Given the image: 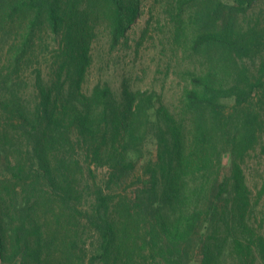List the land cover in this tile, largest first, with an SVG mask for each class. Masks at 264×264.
<instances>
[{"label": "trees", "instance_id": "obj_1", "mask_svg": "<svg viewBox=\"0 0 264 264\" xmlns=\"http://www.w3.org/2000/svg\"><path fill=\"white\" fill-rule=\"evenodd\" d=\"M258 1L166 0L183 54L171 104L128 78L88 83L101 29L128 42L143 0H0V264L264 260L248 224L264 181L254 197L244 168L264 154ZM47 37L49 71L24 88Z\"/></svg>", "mask_w": 264, "mask_h": 264}, {"label": "rangeland", "instance_id": "obj_2", "mask_svg": "<svg viewBox=\"0 0 264 264\" xmlns=\"http://www.w3.org/2000/svg\"><path fill=\"white\" fill-rule=\"evenodd\" d=\"M166 6V0H143L141 14L128 33V42L115 49L110 46L105 28L101 29L95 45V61L88 79L89 86L106 80L118 88L122 79L128 78L136 88L157 90L163 93L171 104L178 101L181 82L175 70L182 61L183 54L173 45L172 24L165 12ZM248 14L256 19H264V0H259ZM45 40L43 45L37 48L33 61L20 71L24 88L32 87L37 68H42L45 74L49 71L50 59L56 45L50 37ZM259 63L260 61L257 62ZM244 168L248 185L256 197L264 181V154L260 148L250 153ZM93 173V179L98 183L106 176L107 171L94 168ZM248 224L257 234L264 237V200L248 220ZM255 257V264H264L258 252ZM226 264H240L237 254L233 252L227 256Z\"/></svg>", "mask_w": 264, "mask_h": 264}]
</instances>
